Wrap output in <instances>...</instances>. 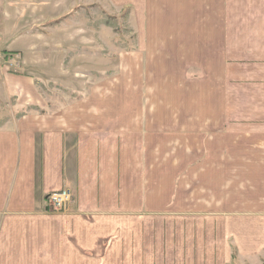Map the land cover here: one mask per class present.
<instances>
[{"label": "crops", "instance_id": "1", "mask_svg": "<svg viewBox=\"0 0 264 264\" xmlns=\"http://www.w3.org/2000/svg\"><path fill=\"white\" fill-rule=\"evenodd\" d=\"M107 1L130 11L138 35L120 101L0 127V264H133L134 220L165 210L166 152L176 210L264 211V0ZM65 189L72 202L51 212ZM219 218L223 253L196 264H225L228 223L254 226L242 249L264 243V216ZM187 243L174 259L192 257ZM136 254L149 263L147 245Z\"/></svg>", "mask_w": 264, "mask_h": 264}, {"label": "rangeland", "instance_id": "2", "mask_svg": "<svg viewBox=\"0 0 264 264\" xmlns=\"http://www.w3.org/2000/svg\"><path fill=\"white\" fill-rule=\"evenodd\" d=\"M129 16V10L115 8L107 0H0V127L28 113H48L80 102L117 104L125 90V56L136 50L138 41ZM172 155L165 154L164 212L150 210L134 220L133 264H140L141 255L136 253L140 246L144 253L146 245L148 264H196V256L204 263L200 257L211 250L217 256L223 253L219 217L242 221L264 216V211L256 214L238 206H219L222 211L210 213L203 210L204 206L176 210L174 196L169 194L173 167L178 166L171 162ZM208 217L215 221L213 226L206 223ZM225 229L229 253L225 264H264V243L259 250L241 248L251 245V222L244 226L228 223ZM142 231L145 235L140 240ZM210 234L213 244L207 240ZM189 237L192 257L185 254L180 256L185 259H174L179 256L180 244L185 242L188 250ZM112 244L104 245L106 253Z\"/></svg>", "mask_w": 264, "mask_h": 264}, {"label": "built area", "instance_id": "3", "mask_svg": "<svg viewBox=\"0 0 264 264\" xmlns=\"http://www.w3.org/2000/svg\"><path fill=\"white\" fill-rule=\"evenodd\" d=\"M72 192L68 189L51 194L48 198V204L51 212L65 211L72 202Z\"/></svg>", "mask_w": 264, "mask_h": 264}, {"label": "bare ground", "instance_id": "4", "mask_svg": "<svg viewBox=\"0 0 264 264\" xmlns=\"http://www.w3.org/2000/svg\"><path fill=\"white\" fill-rule=\"evenodd\" d=\"M62 212H64V211H62ZM54 213H57V212H54ZM59 213H61V212H59Z\"/></svg>", "mask_w": 264, "mask_h": 264}]
</instances>
